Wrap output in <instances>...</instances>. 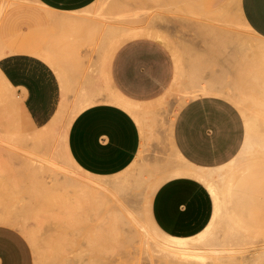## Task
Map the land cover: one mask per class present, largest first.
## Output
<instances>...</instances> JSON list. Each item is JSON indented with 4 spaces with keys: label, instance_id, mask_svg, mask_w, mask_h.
Wrapping results in <instances>:
<instances>
[{
    "label": "rangeland",
    "instance_id": "rangeland-1",
    "mask_svg": "<svg viewBox=\"0 0 264 264\" xmlns=\"http://www.w3.org/2000/svg\"><path fill=\"white\" fill-rule=\"evenodd\" d=\"M238 1L96 0L74 14L85 20L81 26L37 21L26 33L31 67L44 65L52 73L0 69V214L11 213L35 235L33 244L19 224L10 225L28 240L33 264H187L157 251L156 244L165 241L164 246L169 238L152 227L149 205L154 187L174 170L190 167L176 154L170 133L181 107L205 95L184 76L190 69L184 63L200 58L215 77L213 86L225 87L222 91L232 98L219 96L242 113L248 139L233 162L212 172L219 215L202 238L191 240L207 251L200 264H258L264 255V43L243 23ZM143 41L158 43L168 53L172 76L162 91L126 96L117 86L120 58ZM26 43L16 42L15 50L21 53ZM238 68L250 77L243 89L231 90V73ZM92 87L99 91H87ZM47 88L54 96V119L39 126L31 105L42 103ZM114 94L145 114L141 149L119 170L90 172L70 149L77 96L92 95L85 107ZM116 178L126 187L123 217L118 216L115 187L96 185ZM137 180L141 183L134 187ZM82 192L86 197H79ZM216 249L222 252H212Z\"/></svg>",
    "mask_w": 264,
    "mask_h": 264
},
{
    "label": "crops",
    "instance_id": "crops-1",
    "mask_svg": "<svg viewBox=\"0 0 264 264\" xmlns=\"http://www.w3.org/2000/svg\"><path fill=\"white\" fill-rule=\"evenodd\" d=\"M95 2L0 0V69L3 73L4 69H11L12 74L52 73L44 65L31 67V40L26 33L30 34V30L37 27V21L70 27L69 24L79 21L74 14L90 8ZM238 14L245 26L264 43V0H239ZM20 26L25 27L24 31L21 32ZM22 41L27 43L20 53V50H15L14 44ZM40 41V38L34 40ZM135 48L134 53H126L120 58L118 89L130 97L164 90L172 76L168 53L155 42L143 41ZM20 59L23 61L20 62ZM26 59L29 61L24 62ZM187 66L190 67L189 73L185 70L184 76L189 82L199 84L201 88L225 89L213 86L216 84L212 82L215 77L204 70L201 58L184 63V68ZM249 77V71L233 70L230 89H243ZM45 90L42 103L31 105L36 115L35 124L39 126L47 125L54 119V96L50 88ZM87 91L99 90L92 87ZM245 136L242 113L233 102L219 95H203L188 100L174 118L170 133L171 143L178 155L189 165L201 169L228 164L240 153ZM141 145L142 129L135 116L117 104L107 101L91 103L77 112L71 124L72 155L90 172L119 170L140 152ZM213 211L212 195L201 181L192 176L166 179L156 188L150 202L154 226L162 234L177 238H191L202 232L210 223ZM33 263L32 249L25 236L10 225L0 224V264Z\"/></svg>",
    "mask_w": 264,
    "mask_h": 264
},
{
    "label": "bare ground",
    "instance_id": "bare-ground-1",
    "mask_svg": "<svg viewBox=\"0 0 264 264\" xmlns=\"http://www.w3.org/2000/svg\"><path fill=\"white\" fill-rule=\"evenodd\" d=\"M76 17V16H75ZM70 18V17H69ZM77 18V17H76ZM81 18V17H80ZM66 19V18H65ZM64 19V20H65ZM71 19V18H70ZM74 18L72 17V21L71 22H73L74 20H73ZM67 20H69L68 18H67ZM76 20V19H75ZM78 20L79 21H81V22H83V23H85V20H84V18H83V20L84 21H82V19H79L78 18ZM62 21V20H61ZM79 21L77 22V24H79L78 26H81L80 25V23H79ZM59 23H60V21H58ZM66 22V21H65ZM68 22V21H67ZM71 22H69V23H71ZM76 22H73V23H71V24H69V26L71 27V25L73 24L74 25V27L75 26H77V24H76ZM61 24V23H60ZM63 24V23H62ZM61 24V25H62ZM68 24V23H67ZM66 24V25H67ZM73 25H72V27H73ZM63 26V25H62ZM68 27V26H67ZM82 29H84V28H82ZM114 29H116V28H114ZM113 29V30H114ZM117 29H119V28H117ZM116 29V30H117ZM62 30V29H61ZM85 30H87V29H85ZM135 30V29H134ZM111 31V30H110ZM82 32V31H81ZM88 32V31H87ZM97 32V31H96ZM127 32V31H126ZM83 33V32H82ZM143 33V32H142ZM81 35V34H80ZM84 35V34H83ZM83 35H82V37H83ZM98 35V34H97ZM78 36V35H77ZM86 37H87V35H85ZM79 37V36H78ZM93 37V36H92ZM88 38V37H87ZM90 38V37H89ZM77 39H79V38H77ZM92 39H94V38H92ZM91 39V40H92ZM89 40V39H88ZM84 41H85V39H84ZM83 41V42H84ZM90 41V40H89ZM92 41H94V40H92ZM73 42V41H72ZM71 42V43H72ZM74 43V42H73ZM75 43H78V41L77 42H75ZM74 43V44H75ZM87 44V43H86ZM86 44H85V46H86ZM94 44V43H93ZM77 46V45H76ZM79 46V45H78ZM90 46V45H89ZM94 46V45H93ZM71 47V46H70ZM69 47V48H70ZM92 48H94V47H92ZM98 48H100V46L98 47ZM73 49H74V47H73ZM79 49V48H78ZM90 49V48H89ZM71 50V49H70ZM73 51V50H72ZM72 54H73V52H72ZM78 54H79V52H78ZM74 56V55H73ZM69 58V57H68ZM81 72V71H80ZM202 89V88H201ZM203 90V93H205V95L206 94H215V95H226V96H228V97H230V98H232L231 97V95L229 94V93H227V92H224V91H222L221 89H212V88H203L202 89ZM91 99H92V95H86V96H84V95H82L80 98H79V100H78V103H77V105L75 106L76 108H77V111L76 112H78L79 110H81L83 107L81 106L84 102H89V101H91ZM236 99V98H235ZM107 102H110V103H113V104H117V105H120V106H122L123 108H125L126 110H128L129 112H131L134 116H135V118H136V120H137V122L139 123V125L141 126V125H143V122H144V116H145V114L143 113V112H140L139 110H137V106L133 103V102H131V101H129V100H126V99H124V98H122L119 94H114V95H112L111 97H109V99L107 100ZM238 102V101H237ZM247 139H248V137H247V135L245 136V140H244V144H243V146H242V149H241V151H240V153H242V151L245 149V147H246V143H247ZM66 150H67V148H66ZM66 153V158H67V160L68 161H70L71 162V164H73L74 165V163H73V161H72V159L68 156V153H67V151H65ZM176 152V151H175ZM239 153V154H240ZM176 154L178 155V153L176 152ZM178 157L183 161V158H181V156H179L178 155ZM235 159V158H234ZM234 159L233 160H231L229 163H231V162H233L234 161ZM184 162V161H183ZM185 164H186V162H185ZM186 165H189V164H186ZM227 165V164H226ZM75 166V165H74ZM222 167H224V166H222ZM222 167H219V168H214V169H201V168H196V167H194V166H191L190 165V167H188V168H179V169H176V170H174L173 171V173H174V175H172V177H176V176H189V177H195L196 179H198L199 181H201L206 187H207V189L209 190V192H210V194L212 195V197H213V199H214V212H213V215H212V218H211V221H210V223L208 224V226L202 231V232H200L199 234H197V235H199V238L201 237V235L204 233V231H206V229L212 224V221L213 220H215L217 217H218V215H219V211H218V203H217V196H216V193H215V191L211 188V186H210V182H211V180L213 179V176H212V172L214 171V170H218V169H221ZM167 173V172H166ZM172 174V173H171ZM166 180V179H165ZM140 181L139 180H137L134 184H133V186L134 187H137V186H139L140 185ZM160 183V182H159ZM96 185L97 186H105V185H113L115 188H114V190H115V192H117V194L119 193L120 194V196H117V198H116V201H117V204H118V208L119 209H121V210H119V211H117L118 212V216L119 217H121L123 214V212L122 211H124V210H126V208L124 207V203H123V195L125 194V191H126V187L124 186V183H123V179H121V178H116V179H113V180H110V181H103V180H99V181H97L96 182ZM160 185V184H159ZM159 185H157L156 187H154L153 189H154V191L156 190V188L159 186ZM86 188V187H85ZM87 189H89V188H87ZM86 189V190H87ZM92 189V188H91ZM80 190V189H79ZM83 191H85V190H83ZM88 191V190H87ZM89 192V191H88ZM92 192H94V191H92ZM90 193H91V191H90ZM85 194H88L87 192H82L81 193V196H79L80 198L82 197V196H85L86 197V195ZM92 194V193H91ZM95 194V193H94ZM93 195V194H92ZM153 195V194H152ZM84 197V198H85ZM79 198V199H80ZM83 198V197H82ZM99 198V197H98ZM88 200V199H87ZM90 200H92V199H90ZM79 201V200H78ZM95 201V200H94ZM80 202V201H79ZM79 202H78V204H79ZM77 203V202H76ZM81 205H79V207H80ZM126 212V211H125ZM123 217V216H122ZM149 217H151L150 216V205H149ZM152 220V219H151ZM0 223L1 224H6V225H11V224H19L20 225V228L23 230V232L26 234V236L30 239V241L33 243V244H35L36 243V239H35V235L31 232V231H29V230H27L21 223H19V221L17 220V218L14 216V215H12L11 213H4V214H0ZM151 224H153V225H155L154 223H153V221H151ZM152 227H154V229L156 228V226H152ZM156 231H158V229L156 228ZM158 232H160V231H158ZM166 236V238H169V240H167L166 241V245H164V246H162L163 245V243L165 242H163L162 244H156V246L158 247L157 248V251L159 252V250L161 251V252H163L166 256L168 255L169 257L170 256H172V257H177V259L178 258H180L179 260H181L182 261V263H184V261L185 262H187V264H189V262L190 263H192V264H196L197 262H198V264H200V263H202L205 259H206V257H208V256H205L206 255V253H207V251H203V252H201L200 251V249H198L197 248V246L196 245H194V243L192 242V237L191 238H177V237H172V236H167V235H165ZM165 238V239H166ZM202 238V237H201ZM196 241H198V239L196 240ZM165 244V243H164ZM160 247H159V246ZM155 246V247H156ZM213 249V248H212ZM160 252V253H161ZM212 252H214V253H220V252H222V251H219L218 249H216V250H214V251H212ZM208 253H209V251H208ZM162 254V253H161ZM213 254V253H212ZM219 255V254H218ZM214 256V255H213ZM215 257V256H214ZM171 258V257H170ZM172 259V258H171ZM264 260V255L262 256V258H260V260H259V262H258V264H261L262 263V261ZM177 261V260H176ZM222 264H228V262L226 263V262H224V263H222Z\"/></svg>",
    "mask_w": 264,
    "mask_h": 264
}]
</instances>
